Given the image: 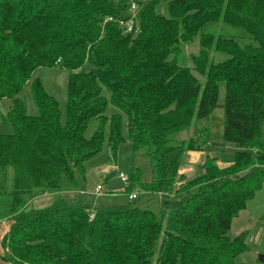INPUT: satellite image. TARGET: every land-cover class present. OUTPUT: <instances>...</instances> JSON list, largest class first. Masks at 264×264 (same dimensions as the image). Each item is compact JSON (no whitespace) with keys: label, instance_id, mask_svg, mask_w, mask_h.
Instances as JSON below:
<instances>
[{"label":"trees","instance_id":"16d2710c","mask_svg":"<svg viewBox=\"0 0 264 264\" xmlns=\"http://www.w3.org/2000/svg\"><path fill=\"white\" fill-rule=\"evenodd\" d=\"M209 22L250 38L200 33L190 68L181 51ZM217 53L224 58L215 61ZM39 67L69 71L64 113L38 77L30 85L38 113H26L19 94ZM191 69L204 76L202 86ZM221 86L223 138L238 148L234 161L220 167L206 156L203 173L186 178L181 158L207 148L209 128L177 144L171 135L195 119L207 124ZM4 98L11 104L2 116L8 130L0 131V222L7 223L0 264H241L246 234L227 231L264 183V0H0ZM109 104L117 111L106 115ZM91 120L97 128L88 137ZM105 125L111 160L126 139L150 160L148 183L129 170L127 197L136 186L184 202L157 213L78 197L27 208L36 194L77 187L75 175L84 177L85 162L102 150Z\"/></svg>","mask_w":264,"mask_h":264},{"label":"rangeland","instance_id":"374dc122","mask_svg":"<svg viewBox=\"0 0 264 264\" xmlns=\"http://www.w3.org/2000/svg\"><path fill=\"white\" fill-rule=\"evenodd\" d=\"M211 33L214 35H225L237 38L249 39L248 34L242 28H238L226 23L209 22L206 23L201 31L194 37L192 42L187 43L180 55V62L192 68V56L197 54L199 50V34ZM224 54L217 53L214 59L221 60ZM193 75L197 78L202 86L205 82L204 76L191 69ZM69 71L59 67H39L34 70L30 79H28L19 97L23 100L26 113L36 115L38 108L31 93L30 85L33 78H39L42 82L44 90L52 95L59 104L62 113L66 107V83ZM224 98V88H219L218 104L211 112L207 124L204 120L195 119L189 129L181 130L171 135V143L177 144L181 140H187L194 135L197 128L207 125L209 128V143L205 150H195L186 152L181 158V171L188 178L199 176L203 173V163L206 156L215 159V163L220 166H228L234 161V154L238 150L232 142H227L223 138V110L222 103ZM11 100L4 98L0 100V131L6 132L8 126L2 120V116L9 109ZM117 110L110 104L107 107L106 115H110ZM97 128V123L91 120L86 130V136H90ZM105 141L102 150L94 157L85 162L84 177L76 174L77 187L68 192L36 194L27 202V208H42L58 198H74L78 197L91 201L95 206H112V205H139L147 208L155 213L159 208L173 209L182 204L185 197H165L155 193L146 192L133 187L132 193L136 194V198L129 200L124 193V187L127 181L119 177L120 173L128 176V172L132 168L140 171V182L148 183L152 179L150 160L142 152H135L131 143L126 139L120 144L115 161L111 160L109 147L107 144L108 125H105ZM123 135L126 137V118L123 116ZM261 142L264 146V125L261 129ZM197 137V136H196ZM195 137V139H196ZM190 176V177H189ZM96 185L102 186L100 195H95ZM13 186V171L11 167L7 169L6 192H10ZM264 183L256 190L253 196L246 202L245 207L233 219L230 229L227 231L229 238H234L241 232L246 234L247 249L239 253L236 261L241 264H264ZM6 220L0 222V238L3 234V224ZM2 225V226H1ZM158 243L155 246L157 252ZM3 252L0 245V254Z\"/></svg>","mask_w":264,"mask_h":264},{"label":"built area","instance_id":"2783aa9c","mask_svg":"<svg viewBox=\"0 0 264 264\" xmlns=\"http://www.w3.org/2000/svg\"><path fill=\"white\" fill-rule=\"evenodd\" d=\"M135 9H136L135 6L132 5L131 6V11H130L132 13L131 17L128 20H126L125 22H123V25L126 27V31H128V32L131 31L132 27H133V17H134ZM119 177L122 180L127 181V175H125L123 173H120ZM101 191H102V186L101 185H96L95 190H94V194L95 195H100ZM134 198H136V194L131 193V194L128 195V199L129 200L134 199ZM90 217H92V214L90 215Z\"/></svg>","mask_w":264,"mask_h":264},{"label":"crops","instance_id":"0c3cea01","mask_svg":"<svg viewBox=\"0 0 264 264\" xmlns=\"http://www.w3.org/2000/svg\"><path fill=\"white\" fill-rule=\"evenodd\" d=\"M179 170H180V173H181V174H183V175H184L186 178H188V177L185 175V173H183V172L181 171V167H180V169H179ZM189 177H190V176H189ZM2 224H3V232H4V231L6 230L7 223H6V222H4V223H2ZM1 226H2V225H1ZM3 232H2V233H3ZM1 235H2V234H1Z\"/></svg>","mask_w":264,"mask_h":264},{"label":"water","instance_id":"95a60500","mask_svg":"<svg viewBox=\"0 0 264 264\" xmlns=\"http://www.w3.org/2000/svg\"><path fill=\"white\" fill-rule=\"evenodd\" d=\"M196 140H198V137H196Z\"/></svg>","mask_w":264,"mask_h":264}]
</instances>
